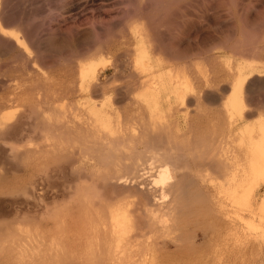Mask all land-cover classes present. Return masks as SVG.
<instances>
[{"label": "bare ground", "instance_id": "1", "mask_svg": "<svg viewBox=\"0 0 264 264\" xmlns=\"http://www.w3.org/2000/svg\"><path fill=\"white\" fill-rule=\"evenodd\" d=\"M159 2L110 23L108 34L106 29V53L132 46L131 62L118 59L113 74L98 72L95 66L83 65L80 69L75 64L81 70L79 86L61 85L62 89L53 90V97L75 92L92 94L81 106L71 107L74 110H57L52 106L53 100H47L48 95L41 98L40 92L33 91L26 83L10 87L13 93L9 102L19 105L21 101L25 105L15 113L10 109L7 114L0 113V146L7 145L11 153L17 147L10 140L18 138L23 131L46 140L11 155L12 159L24 162L28 170L26 183L20 190L25 196L23 203L37 209L23 226L11 225L0 232L1 264H172L168 261L167 243L175 247L181 259L189 246L191 253L198 252L193 250L198 235L192 230L187 234L182 230H187L190 223H206L212 218L232 226L233 233L236 223H242V234L248 236L250 230L256 229L252 217L264 219V191L261 201L254 205L257 190L264 185V99L257 104L252 102L253 91L264 92V79L258 78L264 75V58L260 57L264 56V37L262 44L245 39L238 46L235 44L238 39L232 40L231 52L238 57L250 56L240 57L229 67L226 64L223 74L218 69L217 55H212L206 47L207 51L192 46L193 43L181 46L171 41L170 44L167 37L171 40L183 28L173 34L176 25L173 21L177 20L166 21L167 5L164 0H161L163 4ZM165 22L169 24L166 26ZM4 28L0 26V32H9ZM186 28L185 31L190 26ZM98 45L95 51L102 50ZM206 52L211 53L206 57V62L210 60L208 68L194 70L193 57ZM22 56V64L14 65L15 68L11 63L16 58L10 57L6 72L14 69L27 82L35 74L32 70L35 65L31 69V60L24 53ZM179 64L183 68L179 69ZM114 74L125 78L126 83H109ZM5 80L8 84L13 79ZM222 81L227 82L228 89H223ZM56 84L53 85L59 86V82ZM224 90L228 92L225 97ZM255 112L262 117L250 121ZM47 140L49 143L45 144ZM48 160L57 165L54 168L70 169L77 181L88 178L84 181L88 184L71 187V199L53 210L45 203L50 190L44 183ZM100 187L114 195L112 201H106L103 213L104 200L99 203L101 210L97 207L98 196L102 195L97 196L102 191ZM10 190L15 193L13 187ZM203 230L200 232L204 233ZM260 232L262 235L264 231ZM202 237L206 239L205 235ZM246 238L242 236V240Z\"/></svg>", "mask_w": 264, "mask_h": 264}, {"label": "rangeland", "instance_id": "2", "mask_svg": "<svg viewBox=\"0 0 264 264\" xmlns=\"http://www.w3.org/2000/svg\"><path fill=\"white\" fill-rule=\"evenodd\" d=\"M142 1L141 0H125V1L124 0H71V1L70 0H0V22H1L0 26L3 28L6 26L5 27L6 29L4 28L5 31H9L6 33L0 32L1 34L4 35L3 37V35L0 34L1 35L0 37V63L2 65V66L0 65V71H2L1 72L2 74L0 73L1 74L0 81L5 82L4 85L1 84L0 82V113L7 114L10 112L9 109L13 113H15L17 112V109L18 110L20 109V107L22 110V106L25 105V103L23 104V102L20 101V104L16 105L18 104L17 102L11 103L9 102V99L13 93V90H11L10 87H12L13 85L15 86V85L23 84V83H26L27 86H30L31 88L35 89L33 91H36V92L39 91L41 98L48 95L46 97L47 100H53L52 106L56 107L57 110L59 108L60 110L64 109L66 111H72L74 109L71 110V107L75 108L77 106H81V103L83 101H86L88 99L87 97H91L92 94H89L88 92H75V93L69 94L64 97H55V96L53 97L52 94L54 91L58 89H62L64 86H67L69 84L79 86L78 85L79 83L78 75H79V72L81 71L80 70L82 68L81 66L83 65L84 67L85 66L86 67L95 66L98 72L106 73L107 71L110 74L111 72L113 74V72H116L115 65L118 62V59H123V60L126 59L125 61H128V62L132 61L133 59L132 53H134L132 52L133 51L132 46H129V48L128 46H125L119 49L117 48L111 53L109 52L106 53V44H105L106 42L104 43V40L106 41V38H105L107 36L106 31L108 30L107 34L110 32V29L112 26V24L110 23H113L114 21H117L119 19L128 18L132 15V13L134 14V12L136 11L143 12L145 8L148 7L149 5L159 2V1L161 2V0H147V1L142 0ZM160 2L159 4L162 3ZM164 5H167L166 7H167L168 16H169V18L167 17L168 20L166 21L169 22V20H171L170 23H172L173 19L177 20V21H173L174 24L178 26L177 27L175 25V29H173V34L175 35L177 32H179L178 28H180L181 30L183 28V32L180 31V33L182 32L181 33L182 35L180 33H177L178 36L177 35L173 36L174 38H172L171 40L169 39V37H167L169 42L171 41L176 42V43H173V45L178 44V43L180 45L181 44L186 45L187 43L189 44L193 43L192 46L194 47L199 46L201 47V49L203 48V50L205 51L208 50V52H211L212 55H217V60L219 64L218 69L219 71L221 70L220 73H223V74H225L226 69H227L225 66L226 64L229 67V64L233 65L237 61V59L238 60L241 59L240 57L250 56L249 54L247 55L241 52L243 56L241 55L240 57H238L235 53L231 52L232 48L230 46L234 47V43H232L233 42L232 40L238 39V41L236 40L235 44L247 41L245 39H248V41L250 42L257 41L259 43L260 41L261 43L262 42L261 37L262 38L264 37V0H164ZM168 9L169 10L171 9V12H169ZM180 19H182L181 21L184 20L183 23L181 21H178ZM167 23L165 22L166 26H167ZM186 26L187 28L190 26V29L189 28L187 29ZM185 28L187 29L186 31L188 30L189 31L186 32ZM162 29L164 30L165 28H162ZM103 30L105 32H103ZM175 30H177V32ZM226 34H227V37H226ZM224 37H225V40L223 39ZM243 37L244 39L240 41V38H243ZM251 37L253 39H251ZM226 38H228L231 42L228 39L226 40ZM255 38L258 40H256ZM98 40L99 41L101 40V41L99 42ZM172 42L170 44H172ZM225 42L226 44L227 43L228 44L225 45ZM96 43H99L98 46L102 48V50L104 49L105 52L104 50L102 51L101 49L95 51L94 49L96 48L95 47ZM100 43L105 48L101 47ZM220 45H223V46H220ZM61 46L64 49H62ZM213 46L215 48L211 49L210 51L209 49ZM205 47L207 48V50L204 49ZM72 48H74L75 50ZM234 49L235 48H233V50ZM243 49L244 48H242L241 51L245 53ZM57 50L58 51L60 50L59 52L62 53V56L61 54H58L59 52ZM130 50L132 53L130 52ZM22 52L24 53L25 58H28L29 61L31 60L29 64L31 69L35 65L34 68L32 69L34 70L35 74L33 75L32 78L29 79V81L27 80V82H24V80L21 79L22 75L13 71L14 69H12V71H8V73L6 72V69H7L6 65L11 61L10 57H12V59L14 57L16 58V59L14 58L15 59L14 62L12 61L11 63L13 68H15L14 65L18 66L22 64V60H23ZM208 52L202 55L196 54L195 58L193 57L192 61L195 63L192 68L194 70L196 69L205 70L208 68V63L210 60H207L206 62V59H207L206 57L211 56V53L208 54ZM19 54L21 58L19 57ZM53 54H55L56 56ZM56 57H59L62 61L59 60V58L56 59ZM64 57H67L64 59L65 61H63L62 59ZM68 57L72 58V61L74 62V64L71 61V58L69 59ZM260 57L264 58L263 55ZM252 58H255V57L253 56ZM67 59L69 61H67ZM17 60H18V63L16 62ZM66 61L68 65L67 63H65ZM69 62L71 64H69ZM75 64H77V66H80L79 70H77L78 67ZM67 67H69V69ZM178 67L179 69L183 68L180 66V64ZM3 68L5 69V71ZM192 68H191V71H193ZM61 71L63 72V74L61 73ZM69 72L71 76L69 75ZM11 73L13 74V76ZM41 75L43 76V78ZM114 75L115 76L112 77L111 80H109V83H112V84H125L126 83L125 78H121V76L117 74H114ZM72 76H74L76 79L71 78ZM4 77H7V78H4ZM8 78H12L13 80L12 79H9V80H12L14 84L12 83V81L9 82ZM258 78L260 80H263L264 75ZM5 79H7V81L11 83V85L9 83L7 84ZM56 81L57 83L59 82V86L55 87V85H58L56 84ZM221 83H222L223 89H228L227 87L228 84H226L227 82L222 81ZM51 84L52 85L55 84V85L52 86ZM61 85H64V86L62 87ZM45 87L47 88L46 90H45ZM51 87H53V89H51ZM47 92L48 94H46ZM227 93H228L227 90H224L223 96L224 94L227 95ZM49 94L51 95V97ZM261 97H264V92H257V91L252 92V102L254 104H257L259 100L264 99ZM14 107L16 108V111ZM67 108L70 110H67ZM251 111H253V108H251ZM259 115L261 114H257V112H255L253 114L252 120L250 121H256L257 118L264 116V112L262 113V116H259ZM22 134H23V137H22ZM22 134H20L18 138L10 140V143L12 142L15 148L17 147L14 151L12 150L11 153L7 145H6L7 147L0 146V182H1L0 183L1 185L0 186L1 187L0 188V229H1L0 232L6 231V230H3L4 227H5L4 229L8 230L11 227V225L23 226V224H25V222L29 218L31 219L32 214L35 212V209H37L36 207L29 206L23 203L25 202V199L22 197H25V196L23 194V191H20V190L22 187H24V183H26V178L28 177V170L25 167L24 162L18 161L16 159H12L13 157L11 155H13V153L14 154L18 153L19 150L24 151L26 150V148L30 146L32 147L33 143L34 144L38 143V141L40 140L41 142L39 144H42V143L44 144L42 140H44L45 137H39L41 135L38 136V134H35V133H30V132L25 133V131H23ZM32 134H34L35 136H32ZM46 143H49L48 140L47 142H45V144ZM35 145L38 146V144H35ZM50 162L51 161L48 160L47 164L49 167L46 166V169L48 168L46 170L47 171L46 174H47V178L49 179L46 178L44 183L48 185L50 189L46 195L45 203H47V208L51 210L52 208L55 209V208L61 207L62 203L64 202H68L71 199L69 197L71 196L70 192L72 188H74L75 185L77 184L86 185L87 182L85 183L84 181H86L88 178L86 180L84 179V180L77 181L76 174H74L70 169L61 168L59 170L57 168H54V167H57L55 163L54 165L53 162L52 164ZM1 177H3V179L5 178L6 179L1 180ZM12 187H13V191L14 189L17 188L14 191L15 193L11 192L12 190L10 189H12ZM99 189L97 188V190ZM18 190L20 191V193L18 192ZM101 190H102L101 192H99L100 190L97 192V196L99 193L102 194L101 196H98L99 202L97 203L98 197H96L97 200H94V201L97 203L98 205L97 207L99 208L101 205V204L99 205V203H101V201L104 200L105 205L103 204L101 205L102 213H103L105 212L103 207L106 206V201L107 202L112 201L111 197L114 198V195H111L112 193H110L106 188H101ZM263 191H264V185H262L261 188L257 190V194L254 198L255 207L261 201ZM100 197H102L103 199L101 198L100 200ZM109 197L111 200L109 199L105 200V198H109ZM20 200H21V203H19ZM10 201L12 204L10 203ZM14 203H17V204H14ZM196 205H197L196 207H199L198 203H196ZM101 208H99V210H101ZM252 218H253V223L256 229L250 230L248 233V236H246L247 234L245 235L242 234L244 231L243 229L244 226L241 225L242 223H236V226H237L236 231L237 230L238 231L237 232L235 231L234 233L232 231L233 230L232 226L225 225V223H222L219 221H214V220L212 221L211 220L212 218H208V221L206 223L205 222L198 223L197 225L190 223L188 225L189 227L187 226L185 228L187 230H184V229L182 230L186 234L189 233L188 230L189 231L192 230L191 232H194L196 235L199 236V237L196 236V239H194L195 242L193 243L194 245L193 250H196L198 252L191 253L192 250H190L191 248L189 246V250L185 252L186 254L183 255L184 258L181 259L177 251H175V247L174 246L172 247L171 243H167L168 244L167 250L170 252V257L168 261H170L172 264H181L180 262H183L184 264L185 263L186 264H229V263L232 264V262H234L233 264H264V244H263L264 243V235H263L264 232H262L263 236L260 234L261 230L264 231V223H263L264 219H259L257 215H254V217ZM188 222H192V220H189ZM201 230H203L204 233H201L200 232ZM227 230L229 231L228 233H227ZM202 235H205L206 239H204ZM236 236L238 237L236 238ZM242 236L243 238H246V237L247 238L243 239L244 240L243 241ZM249 236L251 240H249L250 239L248 238ZM233 238L236 239L237 241L235 242ZM241 241L243 242V244L241 243ZM166 242H168V240H166ZM235 245H237V247ZM233 248L234 249L236 248L234 251H236L237 253L233 252ZM169 252L167 254H169ZM224 259L226 261H224Z\"/></svg>", "mask_w": 264, "mask_h": 264}]
</instances>
